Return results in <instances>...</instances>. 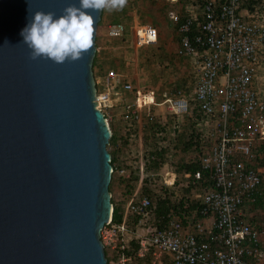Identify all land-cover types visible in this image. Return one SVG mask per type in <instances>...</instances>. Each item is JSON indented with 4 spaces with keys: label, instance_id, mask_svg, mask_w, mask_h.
<instances>
[{
    "label": "built area",
    "instance_id": "built-area-1",
    "mask_svg": "<svg viewBox=\"0 0 264 264\" xmlns=\"http://www.w3.org/2000/svg\"><path fill=\"white\" fill-rule=\"evenodd\" d=\"M168 16L178 34L176 54L189 60V85L172 95L162 92L159 101L153 90L139 87L135 65L133 80L111 68L104 90L96 92L97 107L103 112L114 107L120 94L133 95L123 101L120 115L127 126L135 121L137 154L138 121L143 134L144 120L156 121L154 106L165 105L173 118L171 128L165 120L157 122L153 143L166 152L175 151L171 145L180 133L179 123L191 121L187 128L198 134L201 151L196 152L193 144L192 158L185 163L197 158L205 176L201 170H177L175 165L164 172H147L143 139L141 186L138 193L134 190L119 224L112 221L111 213L100 231L102 243L114 251L122 248L120 242L135 239L137 254H150L152 264H264V231L244 213L246 200L264 194V168L247 164L253 157L251 149L264 142V0H187L179 10L170 9ZM107 28L114 39H123L129 29L126 47L132 50L133 61L140 48L159 37L157 28L149 24L130 22L128 28L116 22ZM157 176H161L159 194L168 191L175 199L186 189L185 197L196 203L192 210L169 215L163 228L150 223L155 203L149 196L140 197L143 185L154 189ZM132 213L137 221L129 227ZM128 261L119 257L113 264Z\"/></svg>",
    "mask_w": 264,
    "mask_h": 264
},
{
    "label": "water",
    "instance_id": "water-1",
    "mask_svg": "<svg viewBox=\"0 0 264 264\" xmlns=\"http://www.w3.org/2000/svg\"><path fill=\"white\" fill-rule=\"evenodd\" d=\"M78 0H0V264H108L111 136L97 107L93 47L78 61L31 58L30 12Z\"/></svg>",
    "mask_w": 264,
    "mask_h": 264
},
{
    "label": "rangeland",
    "instance_id": "rangeland-1",
    "mask_svg": "<svg viewBox=\"0 0 264 264\" xmlns=\"http://www.w3.org/2000/svg\"><path fill=\"white\" fill-rule=\"evenodd\" d=\"M170 1H172V4H170ZM181 2L182 0H177L176 2L175 0H127L126 6H124L121 10L102 11L96 28V52L101 54V57L105 60H114L113 65L116 71L132 80L134 78L133 74L135 65L138 73L137 79L139 87L142 90H153L159 101L161 100L162 92L165 91L169 95L173 94L175 86H178V81L183 84V86L178 88L185 89L192 80L190 77L191 75L188 60L184 57L175 56L174 46L177 43V31L174 23L168 16V11L170 9H180ZM129 20L132 24L136 22L140 25H153L157 28L159 33L156 43L144 46L138 50L137 55L134 57L135 61H133L132 50L126 47L129 44V29L123 39H114L107 34L108 24L123 22L128 28H130ZM99 77L95 78L96 82L100 81ZM132 96L133 95L131 93L120 94L116 97L113 108L104 109L103 112L105 114V118L107 119L110 132L111 127L113 126L115 129L120 128L118 130L121 131V134L125 135L126 128L124 126L126 123L122 120L120 111L123 101L125 99L132 100ZM151 111H153L155 116L154 120H156L155 122L157 125H159V123H157L159 120H165L166 123H169L168 126H170V128L172 127L173 118L168 114L165 105L154 106ZM146 122L149 125L151 124L148 120H146ZM190 123L191 121L187 122L185 120L179 123L180 133L176 137L174 144L178 142V138L184 133H190ZM154 139H156L155 134L151 135L149 141L154 144ZM129 142L130 144L127 145L126 151L122 152L116 164L121 165V162H126V164L132 165L134 164L133 158L137 155V146L135 145V138L133 134L130 136ZM192 145L185 151L181 147L173 148L175 151L168 150L167 153L169 156L163 159L164 164L157 170L164 172L165 168L170 167V165H175L177 170H179V164L181 161L185 162L192 158ZM118 173H120V169L118 170ZM138 175L136 187L139 184L141 177L140 174ZM160 180L161 176H157L155 182L156 185L154 186V189H152L156 195H158V191H160ZM174 192H176V194H180L178 189H175ZM109 253H111V250ZM114 261L115 260H112L111 264H113Z\"/></svg>",
    "mask_w": 264,
    "mask_h": 264
},
{
    "label": "trees",
    "instance_id": "trees-1",
    "mask_svg": "<svg viewBox=\"0 0 264 264\" xmlns=\"http://www.w3.org/2000/svg\"><path fill=\"white\" fill-rule=\"evenodd\" d=\"M184 2H187V0H182L181 4H183ZM95 46L97 47V42ZM113 64L114 60H105L101 57V54L95 51L92 59V73L94 81L96 77L100 76V81H95V90L97 93L104 90L105 75L109 69L115 68ZM181 86H183L182 82L178 81L177 87ZM194 112L196 115H199V112L197 110H195ZM134 123L135 121L132 122V127L127 125L124 126L126 128L125 135L121 134V131L118 130L120 128L115 129L111 125V136L107 144V148L111 156L110 163L113 167L109 183V191L111 193L110 201L113 206L112 221L117 224L122 221L127 203L136 188L139 176L137 155L133 158V165L126 164V162H121V165L116 164L118 162L119 156L122 154V152L126 151L127 145L130 144V136L135 133V129L133 128ZM158 128L159 125H157L156 122L149 125L146 120H144L143 133L146 155L145 165L147 172L160 168L164 163L163 158L167 156V152L164 149H159L157 147V144H154L153 148H150L152 144V142L149 141L150 137L158 131ZM192 144L196 145V152L201 151L198 134L195 132H190L188 134L184 133L181 137L178 138V142L176 144H173L172 146L173 148L181 147L185 151ZM135 145L137 146L136 141ZM251 153L253 154V157L251 158V162H249V160L247 164L253 168H264V142L255 144V146L251 149ZM118 168L122 169L123 173H118ZM179 169H186L187 171L194 172L196 170H201V166L199 160L196 158L195 161L191 164H186L185 162L181 161L179 164ZM203 175L205 176L204 171ZM145 181H148V178H146ZM187 193L188 190L185 189V192L183 194L176 197L175 199H172L171 192L169 193L168 191H165L163 192V194L160 193L159 195H156V193L153 192L150 188H148L146 185H143L141 188L140 197L149 196L155 203V207L154 209H152L150 223L157 228H163L170 220L169 215H180L181 212H187L188 210L194 209L196 207V203L195 201H191L190 198L185 197V194ZM244 213L247 220L252 225L256 226L259 231H264V194L255 195L254 200L251 198L246 200ZM136 217L137 216L134 215V213H132L128 217L127 225L129 227L135 226L137 221ZM120 243L122 245V248L118 247L114 249V251L110 248L104 247L108 264L112 260H116L119 257L129 258V261L127 262L128 264H152L150 254H146L144 256H139L137 254V240L130 239ZM110 250L111 253H109Z\"/></svg>",
    "mask_w": 264,
    "mask_h": 264
},
{
    "label": "clouds",
    "instance_id": "clouds-1",
    "mask_svg": "<svg viewBox=\"0 0 264 264\" xmlns=\"http://www.w3.org/2000/svg\"><path fill=\"white\" fill-rule=\"evenodd\" d=\"M126 3L127 0H78V4L69 3L59 16L52 11L30 12L29 23L20 33L22 43L31 50L33 60L45 58L57 64L81 60L93 47V13L121 10ZM137 158L140 174L139 154Z\"/></svg>",
    "mask_w": 264,
    "mask_h": 264
},
{
    "label": "bare ground",
    "instance_id": "bare-ground-1",
    "mask_svg": "<svg viewBox=\"0 0 264 264\" xmlns=\"http://www.w3.org/2000/svg\"><path fill=\"white\" fill-rule=\"evenodd\" d=\"M138 147H139V164H140V170H141V177L143 175L144 171V155H143V134L141 129V120L138 121ZM141 186V181L136 187V193H138L139 188Z\"/></svg>",
    "mask_w": 264,
    "mask_h": 264
},
{
    "label": "crops",
    "instance_id": "crops-1",
    "mask_svg": "<svg viewBox=\"0 0 264 264\" xmlns=\"http://www.w3.org/2000/svg\"><path fill=\"white\" fill-rule=\"evenodd\" d=\"M178 40V34L176 35V41ZM175 47V51H174V53H175V56H177V54H176V49H177V47H178V42L176 43V45L174 46ZM177 57H180V56H177ZM185 58V57H184ZM187 59V58H186ZM188 60V59H187ZM188 62H189V60H188ZM189 69H190V65H189ZM178 87L177 86H175V89H177Z\"/></svg>",
    "mask_w": 264,
    "mask_h": 264
}]
</instances>
